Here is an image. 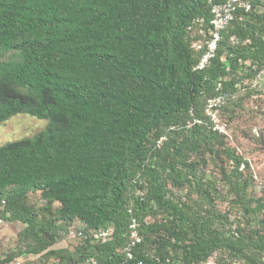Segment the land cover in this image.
<instances>
[{
  "label": "trees",
  "instance_id": "16d2710c",
  "mask_svg": "<svg viewBox=\"0 0 264 264\" xmlns=\"http://www.w3.org/2000/svg\"><path fill=\"white\" fill-rule=\"evenodd\" d=\"M247 2L195 70L211 27L206 0H0V124L46 121L0 145V219L24 226V254L74 233L71 251L48 250L51 264H121L134 219L131 263L264 264V203L204 114L220 95L227 110L264 70V11ZM207 156L224 161L218 178L205 175ZM219 187L238 218L217 209ZM34 192L37 210L26 204Z\"/></svg>",
  "mask_w": 264,
  "mask_h": 264
},
{
  "label": "rangeland",
  "instance_id": "374dc122",
  "mask_svg": "<svg viewBox=\"0 0 264 264\" xmlns=\"http://www.w3.org/2000/svg\"><path fill=\"white\" fill-rule=\"evenodd\" d=\"M244 3L248 4L247 0ZM261 3L262 5L257 9L264 11V0H261ZM224 102L225 97L219 102L216 101L219 107L209 108L207 111L205 107L204 114L209 118L213 130L223 136L226 146L234 149L247 162L249 176L252 180L249 196L262 199L261 201L264 203V70L254 80L243 82L242 87L230 101L233 103L229 105V109H221ZM45 124L46 121L37 120L28 115H16L0 124V145L31 137L43 130ZM205 162L206 166L203 170L207 178H218L215 166L224 161L220 159L216 163L215 158L207 156ZM218 189L221 201L217 203V209L221 212H229L231 219L238 218V212L231 208L226 191L221 187ZM26 204L37 210L44 205V201L41 200L39 193L34 192L28 194ZM53 206L57 207V204L55 203ZM239 224L244 226L243 220ZM23 227L19 222H6L0 219V260L8 255H13L12 260H18L22 264L57 263L59 258L48 253V250L71 251L78 242L76 235L72 233L57 241L40 255H26L23 252L26 250L28 241L20 235ZM213 260V258L210 259L207 264H214ZM232 264L242 263L234 262Z\"/></svg>",
  "mask_w": 264,
  "mask_h": 264
},
{
  "label": "built area",
  "instance_id": "2783aa9c",
  "mask_svg": "<svg viewBox=\"0 0 264 264\" xmlns=\"http://www.w3.org/2000/svg\"><path fill=\"white\" fill-rule=\"evenodd\" d=\"M207 4L210 5V13L212 15V19L210 21V30L208 34V38L203 44V52L198 59V63L195 66V70H203L208 66L209 62L214 58L217 44L220 40V33L222 30L226 28L229 22L233 19V13L235 11V5H239L245 9H248V5L241 2V0H227L223 3H215V0H206ZM193 48L195 50L201 49L200 44H194ZM223 100V96H218L215 99L209 100L206 105V111L209 108H216L219 104H216V101ZM163 141V138H160L157 141V144H160ZM138 224L132 219L129 224V235L128 242L124 247V261L121 264H142L141 262L131 263L130 261L133 259V250L140 243V237L138 235ZM75 235V234H74ZM111 235V229L105 230H97L92 234L93 240L103 241ZM79 237L80 234H77ZM0 264H22L18 260H12L9 262H2L0 260ZM79 264H106L104 262L97 261L95 259H86L81 261Z\"/></svg>",
  "mask_w": 264,
  "mask_h": 264
}]
</instances>
